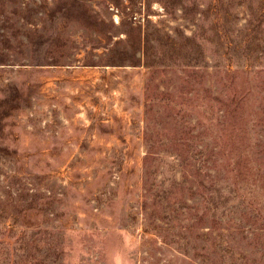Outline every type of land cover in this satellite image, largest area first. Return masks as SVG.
I'll list each match as a JSON object with an SVG mask.
<instances>
[{"label":"rangeland","instance_id":"374dc122","mask_svg":"<svg viewBox=\"0 0 264 264\" xmlns=\"http://www.w3.org/2000/svg\"><path fill=\"white\" fill-rule=\"evenodd\" d=\"M0 264H264V0H0Z\"/></svg>","mask_w":264,"mask_h":264}]
</instances>
